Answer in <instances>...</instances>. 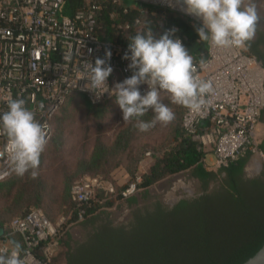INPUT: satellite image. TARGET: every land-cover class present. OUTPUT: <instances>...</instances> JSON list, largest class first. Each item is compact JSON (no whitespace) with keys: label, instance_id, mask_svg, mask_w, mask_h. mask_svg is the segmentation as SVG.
<instances>
[{"label":"trees","instance_id":"trees-1","mask_svg":"<svg viewBox=\"0 0 264 264\" xmlns=\"http://www.w3.org/2000/svg\"><path fill=\"white\" fill-rule=\"evenodd\" d=\"M88 4L97 5L96 33L103 41L127 46L132 35L146 28H152L156 36L175 28L174 36L182 40L190 55L196 59L206 57L207 41L200 40L196 32L200 23L173 9L129 0H66L64 11L74 15ZM255 33V38L246 42L245 51L264 65V30L257 26ZM105 103L87 102L89 110ZM185 109L186 106L165 147L145 151L147 143L136 142L138 135L146 132L137 128V118L127 121L112 138L106 139L98 122L89 149L82 142L72 165L61 160L49 176L35 169V177L30 172L23 176L12 173L0 180V190H5L1 194L6 199L0 212V240L8 237L23 249V236L12 230L11 221L40 209L57 224L58 243L64 249L62 264H242L264 246V170L247 175L249 151L225 166L207 168L203 161L205 152L182 126ZM153 115L149 110L138 119L150 120ZM63 141L61 129L56 127L47 142L54 159ZM260 148L264 151V138ZM146 152L153 155V160L148 170L141 173L137 192L122 196L120 191L140 173L139 160ZM42 163L40 157L39 165ZM121 166L130 175L123 185L112 177ZM181 171L198 182L199 192L195 195L166 204L151 192L152 185ZM87 176L110 181L116 192L97 188L84 205V218L78 220L79 207L72 197V186ZM46 199L58 203L59 210L68 214L65 223L48 216L51 206L43 204ZM123 206L130 210V216L116 222L114 209ZM68 222H77L89 230L81 240H74ZM47 264H56L55 254Z\"/></svg>","mask_w":264,"mask_h":264},{"label":"built area","instance_id":"built-area-1","mask_svg":"<svg viewBox=\"0 0 264 264\" xmlns=\"http://www.w3.org/2000/svg\"><path fill=\"white\" fill-rule=\"evenodd\" d=\"M129 1L167 7L201 24L199 17L183 10V0ZM65 3L66 0H0V111L7 110L8 96L23 98L45 128L47 142L53 133L54 114L74 92L92 103L114 98L107 91L96 98L93 92L81 90L85 78H78L84 61L94 63L110 49L107 62L113 71L107 78L109 88L131 74L126 67L128 61L122 58L127 46L103 41L96 33L97 5L88 4L68 15ZM207 44L205 58L191 56L195 74L210 80L213 91L206 95L198 112L186 107L182 126L199 142L206 166V155L213 154L214 160L207 167L225 166L249 151L247 168L254 172L252 175L258 174L264 170V151L260 148L264 138V65L245 47H216L208 41ZM139 87L142 93L147 90L146 84ZM5 144L6 137L0 135V180L14 173L4 152ZM141 173L120 191L122 196L137 192ZM97 188L116 192L115 186L100 176H87L72 186V197L79 207L78 220L84 218V205ZM11 228L23 236L25 247L18 249L23 264H47L59 245L57 224L40 209L14 218ZM12 246L8 237L2 238L0 253L8 255Z\"/></svg>","mask_w":264,"mask_h":264},{"label":"clouds","instance_id":"clouds-1","mask_svg":"<svg viewBox=\"0 0 264 264\" xmlns=\"http://www.w3.org/2000/svg\"><path fill=\"white\" fill-rule=\"evenodd\" d=\"M183 3L186 13L201 20L196 28L199 39L211 45L242 48L255 35L259 19L256 0H183ZM175 31L168 29L156 36L152 28H146L132 35L122 56L128 61L126 67L131 74L111 88L107 83L113 71L107 62L110 49L94 63L84 61L78 78H85L81 90L93 92L96 98L109 92L121 109L123 120L137 118L140 131H146L156 122L174 119L172 108L161 99L162 92L168 94L172 103L198 112L205 104L206 95L213 91V85L195 74L193 58L182 40L174 36ZM141 84L147 85L143 93ZM6 105L7 110L0 111V135L6 137L4 152L9 168L18 176L30 172L35 177L47 144L46 130L23 98L8 96ZM149 110L154 114L152 119H138ZM18 249L19 244L13 243L11 252L0 256V264H23Z\"/></svg>","mask_w":264,"mask_h":264},{"label":"rangeland","instance_id":"rangeland-1","mask_svg":"<svg viewBox=\"0 0 264 264\" xmlns=\"http://www.w3.org/2000/svg\"><path fill=\"white\" fill-rule=\"evenodd\" d=\"M256 4L258 14L263 17L260 24L264 27V0H256ZM255 36L256 33L253 38H255ZM161 99L165 104H168L172 108L175 116L172 121L167 123L156 122L152 127L147 129L145 133L138 135L137 143H147L145 151L153 150V148L159 146L160 148L167 146L166 144L169 142L168 139L170 138L169 135L171 129L179 125L181 121L184 106L172 103L168 94L165 92L161 93ZM87 102L88 100L83 94L74 92L60 107L52 122L53 133L56 127H59L64 141L58 148V151L56 152L57 158L55 159L54 153L49 150V143L45 145L40 156L43 159V163L37 168L40 170L38 172H43L47 176L51 175L52 168L58 167V165L61 164V160H65L66 164L72 165L82 142H86V147L89 149L91 140L96 135L98 122L102 125V134L106 139V137L112 138L115 132L129 121L123 120L122 111L115 103V98L106 101V103L101 106H94L93 110H89ZM212 155V153L206 155L208 164L214 160V157L213 159H210ZM145 159L146 162H143ZM152 160L153 155H151V153L148 155L146 152V155L139 160V170L141 172H146L148 170V165ZM208 164L207 166H209ZM253 164L254 163L252 162L251 166L254 169ZM207 168L214 169L212 167ZM129 176V172L124 166L117 168L112 174L116 183L120 185L126 183L129 180ZM150 190L153 194L158 195L166 204H173L183 196L195 195L199 192V186L196 180L189 177L188 172L181 171L152 185ZM4 191V189L0 190V212L3 211L6 204V199L2 197L1 194ZM45 202L51 206V211L48 216L52 218L53 221L57 223H65L67 221L68 214L59 210L58 203L49 202L48 199H46L43 204H45ZM42 209L44 210V207H42ZM113 216L116 222L125 221L130 216V210L125 206L120 209H114ZM67 228L74 240H81L84 237V234L89 230V228H83L77 222H68ZM63 250L64 249L60 245L56 247L54 251L56 264H62L64 262Z\"/></svg>","mask_w":264,"mask_h":264},{"label":"water","instance_id":"water-1","mask_svg":"<svg viewBox=\"0 0 264 264\" xmlns=\"http://www.w3.org/2000/svg\"><path fill=\"white\" fill-rule=\"evenodd\" d=\"M0 233H2V231ZM242 264H264V246Z\"/></svg>","mask_w":264,"mask_h":264},{"label":"flooded vegetation","instance_id":"flooded-vegetation-1","mask_svg":"<svg viewBox=\"0 0 264 264\" xmlns=\"http://www.w3.org/2000/svg\"><path fill=\"white\" fill-rule=\"evenodd\" d=\"M261 19H263V17H261V15L259 14V19H258V21H257V26L259 27L260 30H264V27L261 26V24H260ZM263 115H264V114H263ZM247 166H248V165H247ZM247 166H246L245 171H246L247 175L252 176L251 170H250L249 168H247Z\"/></svg>","mask_w":264,"mask_h":264},{"label":"crops","instance_id":"crops-1","mask_svg":"<svg viewBox=\"0 0 264 264\" xmlns=\"http://www.w3.org/2000/svg\"><path fill=\"white\" fill-rule=\"evenodd\" d=\"M210 159H213V155H212V157H210ZM59 246V245H58ZM58 246H56V247H58Z\"/></svg>","mask_w":264,"mask_h":264}]
</instances>
